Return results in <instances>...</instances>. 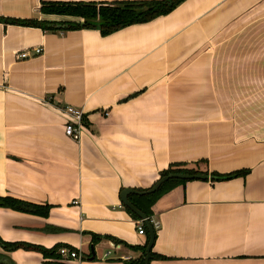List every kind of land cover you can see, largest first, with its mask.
<instances>
[{"label": "crops", "instance_id": "obj_1", "mask_svg": "<svg viewBox=\"0 0 264 264\" xmlns=\"http://www.w3.org/2000/svg\"><path fill=\"white\" fill-rule=\"evenodd\" d=\"M41 1L0 0V195L49 207L0 206V239L82 257L0 245V264L140 259L147 233L119 191L150 186L173 163L246 172L185 179L158 196L147 264H264V56L214 48L264 0H182L106 34L4 20L78 19L44 13ZM65 104L84 112L77 140L63 132Z\"/></svg>", "mask_w": 264, "mask_h": 264}, {"label": "trees", "instance_id": "obj_2", "mask_svg": "<svg viewBox=\"0 0 264 264\" xmlns=\"http://www.w3.org/2000/svg\"><path fill=\"white\" fill-rule=\"evenodd\" d=\"M182 0H109V1H82V0H46L41 1L39 10L44 13H53L60 15L73 16L76 20H60L47 21L36 19H19V18H5L9 22H16L22 24H32L41 26L45 29H67L77 27H94L102 34L109 33L124 25L142 22L153 18L154 16L165 14L169 12ZM183 171L192 173L197 171L194 167H188L182 163H173L168 165L165 169L159 172V176L173 172ZM245 169L235 170L227 174H216L210 172L213 178H227L234 175L244 174ZM185 179L168 178L155 191L146 194L129 193L128 200L140 211H142L149 220L151 216V205L162 193L170 189L176 183L182 182ZM0 206L9 207L11 209L45 215L48 211V204H38L23 200L10 195H0ZM125 210L135 219H139L130 209L123 205ZM155 233L153 225L150 223ZM141 226L147 233L145 225L141 222ZM97 236L91 235V239ZM145 244L141 247V258L138 260L128 259L122 264H144ZM0 245L11 249L15 247L35 248L42 251L43 255L51 256L54 254L55 248L59 245L50 248H43L36 244L28 242L13 241L8 242L0 239ZM151 255V252H150Z\"/></svg>", "mask_w": 264, "mask_h": 264}, {"label": "rangeland", "instance_id": "obj_3", "mask_svg": "<svg viewBox=\"0 0 264 264\" xmlns=\"http://www.w3.org/2000/svg\"><path fill=\"white\" fill-rule=\"evenodd\" d=\"M214 48L215 54L232 58L264 56V7L248 15L244 26H232L223 36H219ZM234 61L232 59L231 65L237 64Z\"/></svg>", "mask_w": 264, "mask_h": 264}, {"label": "built area", "instance_id": "obj_4", "mask_svg": "<svg viewBox=\"0 0 264 264\" xmlns=\"http://www.w3.org/2000/svg\"><path fill=\"white\" fill-rule=\"evenodd\" d=\"M34 52H39L40 47L35 46L33 47ZM27 54L25 50H20L16 53L17 56L19 57H24ZM62 112L66 115V120L63 122L62 129L65 135L70 137L73 140H77L80 136V133L82 129H84V112L81 108L65 104L61 107ZM73 202L75 200H72ZM149 223L153 225V227L157 226V223H155L151 216L149 218ZM135 226H136V232L139 234L144 233V229L141 226V220L136 219L135 220ZM56 252L60 256V258L63 261H68L71 258H79L82 257V254L77 248H74L72 246H67V245H59L56 248ZM107 253V252H106ZM104 253V256H106Z\"/></svg>", "mask_w": 264, "mask_h": 264}, {"label": "water", "instance_id": "obj_5", "mask_svg": "<svg viewBox=\"0 0 264 264\" xmlns=\"http://www.w3.org/2000/svg\"><path fill=\"white\" fill-rule=\"evenodd\" d=\"M209 176L208 174H205L203 172H183V171H173L169 172L163 175H160L150 186L143 188V189H136L132 187H123L119 191V199L122 205L126 206L128 209H130L134 214L137 215V217L141 220V222L145 225L147 230V241L144 248L145 255H144V264H147L149 256H150V247L153 242L154 234L153 230L151 228V225L146 218L145 214L137 209L127 198V195L129 193H137V194H146L151 193L155 191L164 181H166L168 178H179V179H191V178H200L204 179ZM90 253H93V247L90 246Z\"/></svg>", "mask_w": 264, "mask_h": 264}]
</instances>
